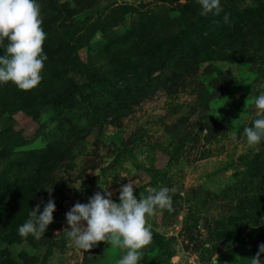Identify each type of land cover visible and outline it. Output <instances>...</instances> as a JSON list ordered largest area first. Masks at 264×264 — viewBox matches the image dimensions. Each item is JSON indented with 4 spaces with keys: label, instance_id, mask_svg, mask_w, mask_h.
Wrapping results in <instances>:
<instances>
[{
    "label": "rangeland",
    "instance_id": "1",
    "mask_svg": "<svg viewBox=\"0 0 264 264\" xmlns=\"http://www.w3.org/2000/svg\"><path fill=\"white\" fill-rule=\"evenodd\" d=\"M38 3L42 80L0 84V264H116L126 249L74 248L60 216L102 187L118 203L130 181L138 199L174 190L172 212L146 217L138 264H251L264 243V141L248 145L243 129L264 91V0H221L218 16L198 0ZM49 198L44 236L21 237Z\"/></svg>",
    "mask_w": 264,
    "mask_h": 264
},
{
    "label": "clouds",
    "instance_id": "2",
    "mask_svg": "<svg viewBox=\"0 0 264 264\" xmlns=\"http://www.w3.org/2000/svg\"><path fill=\"white\" fill-rule=\"evenodd\" d=\"M201 15L218 16L223 12L221 0H198ZM230 14L223 15L224 23H230ZM41 15L38 0H0V84L12 82L21 90H30L42 80L41 71L47 55L43 51L46 33L41 27ZM257 109L256 118L251 126L243 129L248 145H257L264 141V91L254 99ZM231 140L238 142V130L231 128ZM143 160V156H138ZM127 177V176H126ZM134 181L119 188V202L112 199L113 193L106 187L88 198L87 203H75L66 212L63 234L74 248L82 251L96 246L99 241H106L113 247L126 249L116 264H138L143 256V248L153 237L151 226L146 217L158 210L172 212L173 189L161 186L153 187L147 196L139 199L134 195ZM51 193V190H49ZM54 200L49 198L41 210L40 204L30 209L27 219L18 227L21 237L33 236L39 240L44 236L55 211ZM264 243L258 245V251L251 258V264H264Z\"/></svg>",
    "mask_w": 264,
    "mask_h": 264
},
{
    "label": "water",
    "instance_id": "3",
    "mask_svg": "<svg viewBox=\"0 0 264 264\" xmlns=\"http://www.w3.org/2000/svg\"><path fill=\"white\" fill-rule=\"evenodd\" d=\"M107 129H108V125H107V123H105V129H104V132H103V135H105V136H107V134H106ZM60 219H66V216L65 215H61Z\"/></svg>",
    "mask_w": 264,
    "mask_h": 264
},
{
    "label": "trees",
    "instance_id": "4",
    "mask_svg": "<svg viewBox=\"0 0 264 264\" xmlns=\"http://www.w3.org/2000/svg\"><path fill=\"white\" fill-rule=\"evenodd\" d=\"M235 21H236V24H235V25L233 24V27L235 28V26H236L237 28H239L241 21H239L238 19H236ZM212 37H213V36H212ZM212 37H211V38H212ZM238 37H243V36L241 35V36H238ZM211 38H210V39H211ZM243 38L246 39V37H243ZM263 41H264V40H263Z\"/></svg>",
    "mask_w": 264,
    "mask_h": 264
}]
</instances>
